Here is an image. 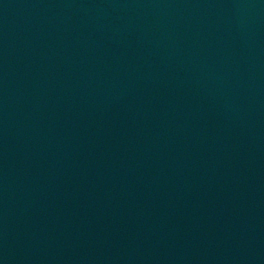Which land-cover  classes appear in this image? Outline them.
<instances>
[{"label":"water","instance_id":"1","mask_svg":"<svg viewBox=\"0 0 264 264\" xmlns=\"http://www.w3.org/2000/svg\"><path fill=\"white\" fill-rule=\"evenodd\" d=\"M0 264H264V0H0Z\"/></svg>","mask_w":264,"mask_h":264}]
</instances>
